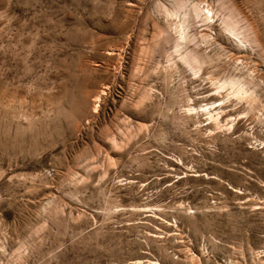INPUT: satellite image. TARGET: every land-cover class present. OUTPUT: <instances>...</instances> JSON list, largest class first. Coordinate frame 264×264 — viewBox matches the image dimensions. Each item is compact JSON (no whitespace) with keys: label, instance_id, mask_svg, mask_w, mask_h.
Masks as SVG:
<instances>
[{"label":"rangeland","instance_id":"1","mask_svg":"<svg viewBox=\"0 0 264 264\" xmlns=\"http://www.w3.org/2000/svg\"><path fill=\"white\" fill-rule=\"evenodd\" d=\"M0 264H264V0H0Z\"/></svg>","mask_w":264,"mask_h":264}]
</instances>
